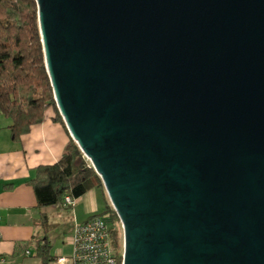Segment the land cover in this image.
Wrapping results in <instances>:
<instances>
[{"label": "water", "instance_id": "1", "mask_svg": "<svg viewBox=\"0 0 264 264\" xmlns=\"http://www.w3.org/2000/svg\"><path fill=\"white\" fill-rule=\"evenodd\" d=\"M122 264H264V0H34Z\"/></svg>", "mask_w": 264, "mask_h": 264}, {"label": "trees", "instance_id": "2", "mask_svg": "<svg viewBox=\"0 0 264 264\" xmlns=\"http://www.w3.org/2000/svg\"><path fill=\"white\" fill-rule=\"evenodd\" d=\"M48 107L59 118L44 66L35 1L0 0V111L10 120L11 136L17 138L39 122ZM27 182L38 206L69 208L62 204L64 195L76 198L93 187L104 193L99 176L72 139L55 162L38 165ZM104 209L111 212L112 217L105 221L114 241L119 242L118 218L108 203ZM50 247L47 237L35 244L43 262L52 260Z\"/></svg>", "mask_w": 264, "mask_h": 264}, {"label": "crops", "instance_id": "3", "mask_svg": "<svg viewBox=\"0 0 264 264\" xmlns=\"http://www.w3.org/2000/svg\"><path fill=\"white\" fill-rule=\"evenodd\" d=\"M9 123L0 111V264H72L73 225L100 213L108 203L107 197L100 188L93 187L74 198L69 208L38 206L27 180L38 165L55 162L71 138L62 118L49 107L39 122L17 138L11 136ZM66 216L69 222L63 227L68 232L52 239L50 233ZM43 237L51 244L52 260L46 262L35 251L37 240ZM57 256L67 260L58 263Z\"/></svg>", "mask_w": 264, "mask_h": 264}, {"label": "built area", "instance_id": "4", "mask_svg": "<svg viewBox=\"0 0 264 264\" xmlns=\"http://www.w3.org/2000/svg\"><path fill=\"white\" fill-rule=\"evenodd\" d=\"M88 161V160H87ZM74 198L64 195L62 204L71 206ZM72 250L69 259L72 264H122V238L115 242L101 215H92L83 222L75 223L71 235ZM67 260L57 256L56 262Z\"/></svg>", "mask_w": 264, "mask_h": 264}, {"label": "rangeland", "instance_id": "5", "mask_svg": "<svg viewBox=\"0 0 264 264\" xmlns=\"http://www.w3.org/2000/svg\"><path fill=\"white\" fill-rule=\"evenodd\" d=\"M98 191H99V189H98ZM108 200V199H107ZM108 204H109V202H108ZM110 205V204H109ZM46 206H48V205H46ZM54 208V207H53ZM105 210V211H104ZM101 216L104 218V219H106V220H108V219H110L112 216H111V212L107 209H102L101 210ZM69 220V218H67V216L65 217V220L64 219H62V220H60V222H59V226H57V228H55L51 233H50V236L52 237V239H59V238H61L62 237V233L64 232V231H66V232H68V230H66L63 226L64 225H66V224H68V221ZM117 224V223H116ZM119 227H120V224H119Z\"/></svg>", "mask_w": 264, "mask_h": 264}]
</instances>
